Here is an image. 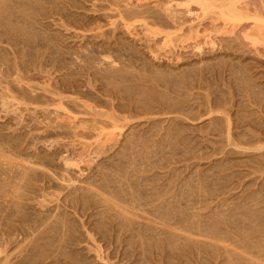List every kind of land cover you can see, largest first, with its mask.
<instances>
[{
  "label": "bare ground",
  "instance_id": "bare-ground-1",
  "mask_svg": "<svg viewBox=\"0 0 264 264\" xmlns=\"http://www.w3.org/2000/svg\"><path fill=\"white\" fill-rule=\"evenodd\" d=\"M110 2L116 12L109 8L115 14L106 21L112 29L108 33L97 14L78 11L74 0H0V112L4 113L0 118L10 115L24 121V115L31 116L42 124L32 141L40 140L46 147L21 146L0 135V264H70L71 260L88 264L91 259L82 258L75 246L84 239L81 232H75L85 224L95 243L93 252L106 264H115L109 263L112 255H102L103 245L111 242L123 250L127 247V252H120L126 257L119 256L120 260L142 256V261L134 264H153L144 255L147 246L155 264H264V123L259 116L248 118V111L244 112L249 105L245 98L258 106L256 100L264 94V87L250 81L246 67L236 64L226 71L231 79L227 77L225 82L227 64L222 61L176 73L149 67L133 45L126 48L125 42L115 37L119 29L136 37L133 30L138 25L144 26V32L156 33L150 25H160L165 13L171 22L165 23V17L163 22L172 27L161 31L165 34L161 45L168 47L170 33L182 31L175 38L187 42L181 46L201 53L203 44L213 47L216 43L201 27L205 16L214 30L232 32L237 21L250 15L254 28L243 37L252 45H264V7L260 12L249 0ZM191 3L197 5L198 12L192 14L196 21L186 26L184 15L177 14H189ZM149 4L150 10L157 8L155 13L149 12L151 18L145 15L149 7H143ZM146 17L152 20L146 21ZM53 24L66 31L73 29V34L66 35ZM153 49L151 53L157 55ZM33 72L47 74L52 84L46 83L43 92H38L24 81L26 73ZM56 72L58 80L51 76ZM27 104L35 106L29 113L19 108ZM154 113H172L174 117L170 114L169 123L153 120L141 129L134 127L139 124L137 119ZM186 120L203 123L199 136L187 127ZM67 136L72 138L70 148L55 147ZM86 138L93 140L82 141ZM109 151L111 159L100 161ZM253 151L260 157L247 159L249 163L230 158ZM215 155L221 157L194 170L201 159ZM247 164L250 173L262 177L255 190L242 194L232 206L227 204L228 209L220 210V203L214 214L198 211L199 203L243 184L249 174L243 175L237 168ZM71 169L77 171L76 176L68 174ZM156 169L166 171L158 173ZM46 197L57 201L63 197L62 204L47 208ZM34 198L39 209L36 204L34 212H29ZM59 207L62 210L56 212ZM76 213L84 219L76 222ZM23 231L29 234V243L11 245ZM61 243L73 257L68 258L65 252L60 258L59 246V253L55 246ZM133 251L137 253H129ZM201 254L213 262L205 263Z\"/></svg>",
  "mask_w": 264,
  "mask_h": 264
},
{
  "label": "rangeland",
  "instance_id": "rangeland-1",
  "mask_svg": "<svg viewBox=\"0 0 264 264\" xmlns=\"http://www.w3.org/2000/svg\"><path fill=\"white\" fill-rule=\"evenodd\" d=\"M75 2H77V5H78V11H80V12H84V13H86V14H88V15H93V14H97V16L98 17H100V21L102 22V25L105 23L106 24V26H105V24L103 25V29H105V30H108V33L112 30L111 28L109 29L107 26H109L108 24H107V20H109L108 19V17H109V15L110 14H115V7L113 6V4L111 5L110 3H112V2H110L111 0H109V3L107 2L108 0H74ZM249 1H251V2H254L257 6H256V8H259L258 10L260 11V12H262L263 11V9L262 8H260V7H264V4H263V0H249ZM79 3V4H78ZM261 3L263 4V6L261 5ZM93 4H95L97 7H95V5H93ZM108 6H111V7H108ZM254 4V5H255ZM81 7H80V6ZM103 6L104 7H106V8H103ZM146 6V7H145ZM102 7V8H101ZM108 7V8H107ZM114 9H113V8ZM143 7H145V8H148L149 7V11H148V9L146 10L145 8V10L148 12H146V14L145 15H153V14H151V13H149V12H152V13H155V12H153L154 10H156L157 8H154V10H150V7H152V5L151 4H149V5H144ZM251 7V6H250ZM96 9V11H94L95 9ZM97 8L100 10H97ZM109 8H111V9H113V10H111V9H109ZM253 7H251V8H249V9H252ZM152 9H153V7H152ZM260 9H262V10H260ZM109 10H111V11H109ZM190 10H191V12L189 13V14H187L186 12H184L183 14H177V15H184V16H182V20H183V22H184V25H188V24H190V23H194L196 20H194V16L192 15V14H196V12H198V7H197V5L196 4H193V3H191L190 4ZM253 10H250V13H253L252 12ZM104 12H107V13H104ZM111 12V13H110ZM159 12V11H158ZM101 13H103L104 14V16L101 14ZM161 13V12H160ZM160 13H158V14H160ZM101 14V15H100ZM148 15V17H150L151 18V16H149ZM161 15V14H160ZM264 15V14H263ZM54 16V17H53ZM52 17L53 18H55V15H53ZM162 17L164 16L165 17V23H167V21H169V22H171L170 21V19L168 18V17H166L165 16V13H163V15H161ZM180 16V17H181ZM58 17V16H57ZM107 17V18H106ZM164 17L163 18H160L162 21L160 22L161 24L160 25H162V24H164V25H162V26H160V25H156V23H155V25L154 24H152L151 23V25H150V28L152 29L153 28V31H155L156 30V33H153V34H149V33H147V32H144L143 30H144V26L143 27H141L140 28V26L138 25V26H136V30L134 29L133 31L134 32H136V37H134V36H132V35H128V32L125 30H123L122 32H121V30L122 29H119V30H115V37H118V39H117V41L118 42H122V44H124V42H125V44H124V46L126 47V48H129V46H132V47H134V48H136L138 51H139V54L138 53H136V55L138 56H141L144 60L143 61H145L146 60V62H148L149 63V65H148V63H146L149 67L151 66V67H156V68H160V69H166V71L165 72H168V70H170V72H172V73H176L178 70H183V69H187V68H197V67H200V66H203L204 65V63H207V65H214V64H216L217 62H219V61H222L223 62V65H226L227 64V68H225V71H224V74H223V76L225 77L226 76V78H225V82H227L226 81V79H231L230 77H228V73L226 72L227 70H228V68L230 67V65H232V64H236L239 68L241 67V68H243V66H244V68L243 69H245V67H246V70H244V71H249L250 73H251V75H250V73H249V76L251 77L250 79V81H252V82H254L255 84H257V82H258V84L257 85H260L261 87L263 86L264 87V45L262 44L261 45V43L259 42V43H257V44H254V45H252L250 42H248V40L247 39H245L244 37H243V33H245L246 31L248 32V31H251L253 28H254V25L252 24L253 22H252V18H250V15L248 16V17H244V18H242V19H240L239 21H237V23H239L238 25H237V28L235 27V29L232 31V32H224V31H218V30H214L213 29V27H212V25L210 24V20H209V18L207 17V16H205V18H203L202 20H201V24L203 25V26H201L202 28H204L205 29V33H208V35H210L211 36V38H213V39H215L214 41L216 42L215 43V45L213 46V47H211V45H207V44H203V49H202V52L201 53H198L197 52V50H195V49H193L192 47H186V48H183V46H181V45H184L185 43H187V42H181V43H179L176 39H177V33H179V34H181L180 32H182V31H179V32H173V33H170V36H171V40H169L168 42H167V44H169V46L167 47V46H165V45H161V42H162V37L165 35H163V33L161 32V31H166L167 30V28H170V27H172V26H167L163 21H164ZM262 17V19H264V16H261ZM147 18V17H146ZM145 19L146 21H148L149 20V22H150V20H152V19ZM49 19V18H48ZM48 19H46V20H48ZM167 19V20H166ZM193 19V20H192ZM50 20V19H49ZM57 20V19H56ZM141 20H144L143 18H141ZM144 20V21H145ZM180 20H181V18H180ZM107 21V22H106ZM56 22H59V21H56ZM100 22V23H101ZM168 22V23H169ZM136 23V22H135ZM139 23V22H138ZM137 24V23H136ZM140 24H142V21H141V23ZM159 24V23H158ZM186 26H183L184 28L186 27ZM52 27H54V29H56V28H58L62 33L64 32H66L65 34L66 35H68V33H72L73 32V29H70L69 31H66V30H64V28H62V27H58V25H52ZM155 29V30H154ZM110 30V31H109ZM160 30V31H159ZM170 31H173L172 29H169ZM112 32V31H111ZM124 32H126V33H124ZM86 33H90V32H86ZM107 33V34H108ZM262 33L264 34V27L262 28ZM73 34V33H72ZM149 34V35H148ZM183 34V33H182ZM202 34H203V32H202ZM70 35V34H69ZM133 35H135V34H133ZM154 35V36H153ZM183 36V35H182ZM264 36V35H263ZM75 36H72L71 37V40H72V38H73V40L75 39L74 38ZM146 37V38H145ZM149 37V38H148ZM70 38V37H69ZM176 38V39H175ZM244 39V40H242V39ZM106 40V39H104V37H101V39L100 40ZM146 39V40H145ZM151 39V40H150ZM241 39V40H240ZM109 40H111V39H108V41ZM154 40V41H153ZM161 40V41H160ZM247 41V42H246ZM155 42V43H154ZM130 44V45H129ZM147 44V45H146ZM127 45V46H126ZM252 46H254V47H252ZM153 49V47H154V49H153V51H154V53L155 54H157V55H154V54H152L151 53V49ZM155 47H157V48H155ZM231 47V48H230ZM232 47L234 48V50L232 49ZM257 47V48H256ZM257 50V51H256ZM150 51V52H149ZM157 52V53H156ZM151 53V54H150ZM142 54V55H141ZM157 56V57H156ZM181 56V57H180ZM140 57V58H141ZM155 57V58H154ZM177 57V58H176ZM157 58V59H156ZM177 59V60H176ZM141 60V59H140ZM142 61V60H141ZM142 61V62H143ZM140 62V61H139ZM222 62H219V63H222ZM239 62V63H238ZM144 63V64H145ZM238 63V64H237ZM140 65L142 64V63H139ZM150 64H152V65H150ZM206 65V64H205ZM220 65H222V64H220ZM234 65H232V66H234ZM235 65V66H236ZM243 65V66H242ZM236 66V67H237ZM179 72V71H178ZM228 72H230V68H229V71ZM57 74H59L58 72H56L55 74H53V75H51L52 77L55 75V76H57V78H54V79H56V80H58L59 79V76L57 75ZM252 76H254V78L252 77ZM26 77L28 78H25L24 79V81H27L28 80V83L31 85V86H33L34 88H36V90L38 91V92H43V91H41V87H43V86H45V84L46 83H51L52 84V80H49L48 78H47V74H45V73H35V72H33V73H26ZM228 77V78H227ZM256 77V78H255ZM254 80V81H253ZM54 81V80H53ZM223 81V80H222ZM224 82V83H225ZM223 83V82H222ZM222 83L220 84V85H222ZM230 83V82H229ZM226 84V83H225ZM231 84H233V83H231ZM226 87H227V85H224V89H226ZM257 87H259V86H257ZM201 90V89H200ZM200 92H202L203 93V89L200 91ZM263 93H264V91H263ZM259 96H262V97H260V100L258 99V98H256V99H258V100H256V103L258 102V106H257V104H255V102H248L249 101V99H246L245 98V102L244 103H246L249 107H250V109L248 108V106H247V108H246V110L244 111V112H246V111H248L247 113H249L248 114V118H253V117H256V115L257 116H259V119H261L262 120V123H264V107H263V105L262 104H264L263 102H264V99H263V97H264V94L263 95H259ZM261 103V104H260ZM251 104V105H250ZM256 105V106H255ZM262 107H261V106ZM1 106V105H0ZM244 106V105H243ZM25 107H27L28 109H29V111L28 110H26L25 109ZM35 106L34 105H32V104H27V105H19V108L23 111V112H25V113H29L30 112V110L32 109V108H34ZM253 109V111L251 112V110ZM1 107H0V111H1ZM37 109H39L38 107H37ZM48 109L50 110L51 109V106H49L48 107ZM250 110V111H249ZM256 110H257V112H256ZM263 110V111H262ZM259 111V112H258ZM256 112V113H255ZM0 113H2V114H0V115H2L3 116V112H0ZM246 113V114H247ZM251 113H253V114H251ZM255 113V114H254ZM11 114H13V112L11 113ZM171 115H172V117H174L173 115L174 114H172V113H170ZM170 114L168 113V114H164V113H154V114H147L146 116H144L143 118H139V119H137V121L139 122V124H136L135 123V125L136 126H134L135 128H137V129H141V128H143V127H145V126H147V124H148V122H150V121H153V120H155V123H156V121H159V123H162V122H164V124L165 123H169L168 121L169 120H171V119H168L169 117H171L170 116ZM6 115V114H5ZM176 115V114H175ZM171 117V118H172ZM48 118L50 119V118H53V114L51 113V114H49V116H48ZM163 120V121H162ZM136 121V122H137ZM186 122H187V127L188 128H191L192 129V131H194V134L196 135V136H199L200 135V133L201 132H199V130L198 129H200L201 128V125L203 124V123H200L198 120L197 121H188V120H186ZM199 122V123H198ZM42 124H38L35 120H32L31 119V116H29V115H24V121H16V120H14L13 119V117H11L10 115H8V116H6V117H1L0 118V135H5L6 137V140L7 139H14V143L15 142H17V144H21V146H27V145H31V144H35V146L37 147V148H39V149H41V148H46L45 147V145H44V143L42 142V141H40V140H33L32 141V139H33V137H35L34 135L37 133H39L40 132V128H38V127H40ZM256 128V126H254V128L253 129H255ZM35 129V130H34ZM128 132V131H127ZM126 132V133H127ZM33 133V134H32ZM125 133V134H126ZM32 134V136H30ZM74 138V137H73ZM92 140H93V138H86V139H83L82 141H86V142H92ZM69 142H72V138H70L69 136H67V137H64L63 139H61L60 141H59V145L57 146V145H55V147H57L58 149H60V150H63L65 147H69L70 148V145H68V143ZM74 148H78L79 147V145L77 144V142H75L74 141ZM231 147H228V149H230ZM39 149H37V150H39ZM234 149V148H233ZM264 152V151H263ZM253 153V154H252ZM252 153H242V154H234V155H230V158H231V160H234V161H243V162H247L248 160L247 159H251V160H255V159H259V153H258V151L257 152H255V151H253ZM111 156H112V154H111V152L109 151V152H107V153H105L99 160L101 161V159H107V161L109 160V159H111ZM232 156V157H231ZM219 157H221L220 155H215V156H211V157H207L206 159L204 158V159H201L200 161H199V163H200V167H194V170L196 169V170H198V168L199 169H202V168H205L206 166H207V164H212V163H214V162H212L210 159H215V158H219ZM247 160V161H246ZM58 161V160H57ZM211 161V162H210ZM210 162V163H209ZM59 163V162H58ZM247 163H249V162H247ZM243 164V163H242ZM175 165H180V164H175ZM174 165V166H175ZM60 166H61V163H60ZM81 166V165H80ZM96 165H94V168L92 169V172L93 171H95V169H96ZM181 169H182V167H180ZM238 170H240V171H244L242 174L243 175H245V174H249V176H247L246 177V175L244 176L245 178H244V183L243 184H240V185H238L236 188H231V189H229L227 192H225V194H223V195H219V196H215V197H211V198H209L206 202H202V203H199V205L201 204V206L199 207V210L198 209H195V211L196 210H198L199 212H202V213H204L205 215H210V214H214L215 212H216V210H218L219 209V205H220V203H221V205H223V207H220V210H221V208H226V209H228V205L227 204H229V207L230 206H232L233 205V203H236L237 202V200L239 199V197L242 195V194H244V193H247V192H250V191H252V190H255V188L258 186V184H257V182H259V179L260 178H262V177H259L258 178V173H255V174H252V173H250V168H249V164H247V166H240L239 168H237ZM75 170V169H74ZM74 170L73 169H71L70 171H69V175H71L72 177H74V176H76L77 175V173H75V172H77L76 170H75V172H74ZM165 169H156V171L158 172V173H165V171H164ZM191 170H193V168L191 169ZM86 171V170H85ZM76 174V175H75ZM251 182H252V184H251ZM246 183L248 184L249 183V185H246ZM244 185H246L245 187H244ZM251 185V186H250ZM233 186H236V185H231V187H233ZM243 187V189L241 188V187ZM249 186V187H248ZM240 187V188H239ZM246 187H247V189H246ZM240 189V191L241 192H239V189ZM238 189V190H237ZM243 191H242V190ZM246 189V190H245ZM63 193V192H62ZM241 193V194H240ZM229 194V195H228ZM238 195V198H237V196L234 198V196L235 195ZM227 195V196H226ZM60 197H61V195H60ZM234 198V199H233ZM37 199V198H36ZM62 199H63V197L59 200V201H57L56 199H54L53 197L52 198H50V197H46L45 198V200L46 201H44V203H47V208L50 206V208H52L53 206H55L57 203H59V204H62ZM217 199V200H216ZM221 199V200H220ZM31 200H33L32 202H29V205L30 204H32L31 205V208L33 209V211L29 208L27 211H31V212H34V208L33 207H36V208H38V202L37 203H34V201L36 202L37 200H35V198L34 199H31ZM40 202H41V199L39 198L38 199ZM229 200H230V202H229ZM217 201V202H216ZM225 202H229V203H225ZM206 203V204H205ZM37 204V205H36ZM36 205V206H35ZM220 205V206H221ZM226 205H227V207H226ZM61 206V205H60ZM218 207V208H217ZM44 208V207H43ZM196 208H198V206L196 207ZM39 209V208H38ZM62 210V208L61 207H59L57 210H55L56 212L58 211V210ZM68 209V208H67ZM214 209V210H213ZM222 209V210H223ZM226 209H225V211H226ZM29 211V212H30ZM54 211V210H53ZM224 211V212H225ZM209 212V213H208ZM70 215H72V214H70ZM75 215V216H74ZM73 215V217H74V219L76 220V222H79L81 219H84L83 217H81L80 216V214H74ZM17 223V222H16ZM16 223L13 225V226H15L16 225ZM88 224H85L83 227H78V230H80V231H76L75 233L76 234H78L79 232H81L82 233V235H83V237H84V239L82 238V241H79L78 243V245H75L77 248H79V253L81 252V256H82V258H83V256H84V258L88 261L89 259H91V260H89L88 262H90V263H88V264H106L105 263V260H100L99 258H97V256L95 255V253L93 252V249H92V245H94L95 243L94 242H92V240L89 238V236H88V234H87V232H86V226H87ZM19 233H21V234H19ZM19 233H17V235H18V237H16L15 238V240H14V242H12V244L11 245H15V244H21V245H25L26 244V242H27V244L29 243V237H28V233H26V232H24L23 231V234H22V232H19ZM74 233V234H75ZM19 235H20V237H19ZM25 235V236H24ZM79 235V234H78ZM23 236V237H22ZM28 238V239H27ZM113 238V237H112ZM112 238H111V241H112ZM17 239V240H16ZM21 239V240H20ZM27 240V241H26ZM21 241H24V242H21ZM88 243V244H87ZM100 243H102L103 244V242L101 241ZM115 243V242H111L110 244L108 243V246L107 245H103V248H105V251H104V253H102V255L103 256H105V257H107L108 258V255L109 256H111V257H109L108 258V260H109V263H115V264H121V263H123V261H124V263L123 264H134L135 262H137V261H139V262H141L142 261V259L143 258H141L140 256H139V258L137 257L136 258V256H138L136 253L137 252H135V251H133V252H129V253H135L136 254V256L135 255H131L129 258L127 257L126 259H121L120 260V258L122 257H126L125 255L123 256V255H120V252L122 253H124L125 251L127 252V247L126 248H124V249H126V250H123V248H121V246H118L117 247V242H116V244H114V246L116 247V249H115V247H113V244ZM90 244V245H89ZM123 244V243H122ZM10 245V246H11ZM59 246V247H58ZM90 246V247H89ZM112 246V247H111ZM57 247H58V250L59 251H61L60 253H59V251H57ZM55 248H56V252L57 253H59V256L62 254V253H68V258H71V257H73L72 255H70L69 253H70V250H69V248H66V247H62V243L61 244H59V245H56L55 246ZM61 248V249H60ZM64 248H66L65 250H64ZM73 248V247H72ZM81 248H82V250H81ZM83 248L85 249V248H87V249H85V250H83ZM149 247L147 246L146 247V251H145V253H144V251H143V253H144V255L145 256H148V258H150L151 260H152V262H153V264H155V262H157V261H155V260H153L154 259V255L152 256L151 254H149V249L151 250V248H149ZM122 249V250H121ZM137 249V248H136ZM141 249V248H140ZM139 248L137 249V250H140ZM90 250V251H89ZM109 250H117V251H112L111 252V254L109 253L110 251ZM119 250V251H118ZM54 251V252H55ZM63 251V252H62ZM74 251V250H73ZM86 251H89V252H87L86 253ZM54 252L52 253V255L54 254ZM55 252V253H56ZM128 253V254H129ZM63 255V254H62ZM140 255V254H139ZM202 255V259L204 258L206 261H205V263H207V261H212L213 262V260L207 255H203V254H201ZM223 255L224 254H222V256H221V258L223 257ZM64 256V255H63ZM63 256H60V258H63ZM119 256H121V257H119ZM95 257H96V259H95ZM144 257V256H143ZM67 258V259H68ZM94 258V259H93ZM119 258V259H118ZM141 258V259H140ZM106 259V258H105ZM129 259V260H128ZM203 259V260H204ZM49 260V259H48ZM119 260L121 261V262H119ZM141 260V261H140ZM93 261V262H92ZM102 261V262H101ZM133 261H135V262H133ZM172 261H174L175 262V258L172 260ZM104 262V263H103ZM116 262H118V263H116ZM192 262V261H191ZM210 262H208L207 264H209ZM217 263H218V261H217ZM70 264H73V261L71 260L70 261ZM137 264V263H136Z\"/></svg>",
  "mask_w": 264,
  "mask_h": 264
}]
</instances>
